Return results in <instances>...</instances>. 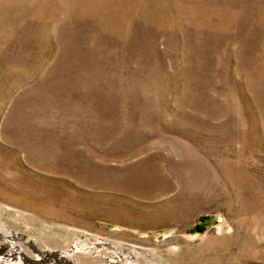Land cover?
Wrapping results in <instances>:
<instances>
[{
    "label": "rangeland",
    "instance_id": "rangeland-1",
    "mask_svg": "<svg viewBox=\"0 0 264 264\" xmlns=\"http://www.w3.org/2000/svg\"><path fill=\"white\" fill-rule=\"evenodd\" d=\"M0 264H264V0H0Z\"/></svg>",
    "mask_w": 264,
    "mask_h": 264
}]
</instances>
